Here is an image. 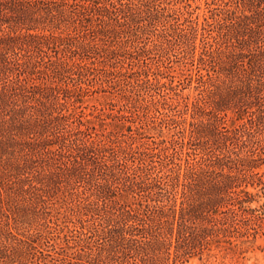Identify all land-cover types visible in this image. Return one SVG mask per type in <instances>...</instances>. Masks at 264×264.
Listing matches in <instances>:
<instances>
[{
	"label": "trees",
	"instance_id": "1",
	"mask_svg": "<svg viewBox=\"0 0 264 264\" xmlns=\"http://www.w3.org/2000/svg\"><path fill=\"white\" fill-rule=\"evenodd\" d=\"M263 166L264 0H0V264L240 258Z\"/></svg>",
	"mask_w": 264,
	"mask_h": 264
},
{
	"label": "rangeland",
	"instance_id": "2",
	"mask_svg": "<svg viewBox=\"0 0 264 264\" xmlns=\"http://www.w3.org/2000/svg\"><path fill=\"white\" fill-rule=\"evenodd\" d=\"M197 2L203 3L204 0H197ZM174 69H177V63H173ZM178 70V69H177ZM178 77L175 78L177 81ZM130 85V84H129ZM127 85V87L129 86ZM130 87H132L130 85ZM188 90H186L187 92ZM120 92V91H119ZM109 94V93H108ZM108 94L104 93H94L93 99L90 101V105L96 104L98 107H101L102 104L99 102H108L109 97ZM149 98V95H145ZM99 98V99H97ZM99 100V101H98ZM154 112H151L150 115H154ZM154 127L158 128L159 124H153ZM152 126V127H153ZM149 127V126H148ZM155 130H153L154 132ZM153 134V133H151ZM264 171V166L262 168ZM264 201V197L261 198V202ZM181 264V263H180ZM182 264H264V238L258 240L256 247L250 249L248 252L244 254V256L237 258L236 256L233 257L232 254L225 255L224 251L214 250L213 255L208 256L205 255L203 257H194L186 263Z\"/></svg>",
	"mask_w": 264,
	"mask_h": 264
}]
</instances>
